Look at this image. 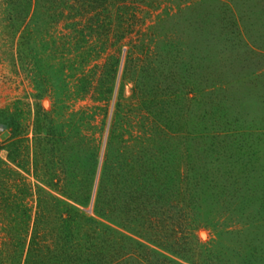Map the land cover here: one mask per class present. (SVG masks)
I'll return each mask as SVG.
<instances>
[{
    "label": "rangeland",
    "instance_id": "obj_1",
    "mask_svg": "<svg viewBox=\"0 0 264 264\" xmlns=\"http://www.w3.org/2000/svg\"><path fill=\"white\" fill-rule=\"evenodd\" d=\"M0 264H264V0H0Z\"/></svg>",
    "mask_w": 264,
    "mask_h": 264
}]
</instances>
